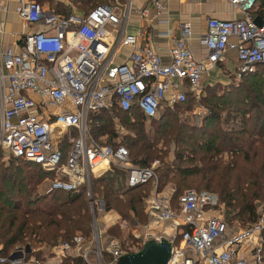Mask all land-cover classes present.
<instances>
[{"label":"built area","instance_id":"1","mask_svg":"<svg viewBox=\"0 0 264 264\" xmlns=\"http://www.w3.org/2000/svg\"><path fill=\"white\" fill-rule=\"evenodd\" d=\"M9 1L0 0V156L53 171L47 193L85 186L93 209L103 207L91 192V177L100 170L115 165L126 173L127 186L151 181L144 199L148 219L133 233L134 252L151 241L169 245L166 264H264L263 217L234 228L222 217L216 193L185 189L174 199L171 185L159 187L154 164H132L123 144L87 141L90 113L109 111L116 102L122 110L137 108L151 120L165 103L184 102L188 94L199 98L204 76L225 60L228 51L236 53L235 79L264 64V17L257 24L250 16L256 0H226L243 14L241 18H207L199 39L206 49L203 59L190 48L191 25L182 23L167 62L153 44L141 42L144 31L127 32L129 3H101L79 16L46 10L35 0H17L14 11L27 32H10L12 37L19 35L20 42L3 47L2 16ZM164 9L161 0H151L137 13L151 24L161 21ZM125 48L130 49L127 55ZM63 140L70 144L65 155ZM100 237L96 228L92 240L76 233L59 242L45 264H62L66 258L88 262L93 253L100 260L103 251L115 264L131 253L119 239L110 238L103 245ZM0 264L41 263L16 252L0 254Z\"/></svg>","mask_w":264,"mask_h":264},{"label":"trees","instance_id":"2","mask_svg":"<svg viewBox=\"0 0 264 264\" xmlns=\"http://www.w3.org/2000/svg\"><path fill=\"white\" fill-rule=\"evenodd\" d=\"M35 1L41 5L51 0ZM102 1L101 3L104 2ZM109 1L111 2L104 3L113 5L116 2L115 0ZM89 2L90 5L87 10L96 6V2L92 0H89ZM60 7L64 11L62 14L69 15L65 6L60 5ZM262 66L264 64L257 65L256 70L244 75L241 80L252 78ZM230 75L234 80V74ZM257 85L260 88L261 84L258 80L253 82L252 89L257 88ZM193 100L192 95L188 94L186 101L176 104L186 105ZM255 100L256 103L249 106V111H246V109L241 112L238 109L231 111L233 106L230 99L209 106V113L205 115L204 120L212 125L221 117L223 108L228 107L230 110L218 122L217 127L213 126L215 133L208 134L206 123L196 125L185 120L178 121V124H172V126L156 129L151 137L142 132L141 128L137 126L138 123H136L137 121L144 122L146 120L145 116L137 108L124 111L116 102L111 110L119 113L122 123L127 127L130 125L136 136L128 137L126 144L122 142L110 144L114 146L123 144L128 152L129 148L132 147L131 152H129L132 154V160L142 166H150L152 160L160 158L163 153L166 155L165 149L158 150L154 144L158 140H163L165 146L168 147L173 142L176 154L174 159L169 162L162 157V164L155 167L159 187L166 186L171 180H177L180 183L185 181L193 183V180H197L196 184L202 185L204 188H196V190L207 188L206 190L216 193L220 202L224 203L226 221L227 219L239 218L251 224L257 222L259 217L256 200L261 201L264 199V88L262 92L256 93ZM107 111L98 110L90 113L88 118L89 121L92 116L89 126L90 135L95 136L110 132V134L116 136L113 127L106 128L107 124L111 125L110 120L106 124V120L102 119L103 116L99 115V113ZM159 116L160 111L151 120L153 121ZM194 134L200 135L201 139L196 143H192L193 147L191 146L190 151L178 152L179 149L176 148V144L184 140V137L188 136L187 139H191ZM61 147L65 155L70 148V144L63 140ZM182 162H186L185 165ZM21 165L28 168L26 175L21 173L23 171ZM31 168L36 173L29 172ZM0 170L8 171L7 174H1L7 177L13 174H11V170H15L17 178L14 179V184L22 181L24 177V181L28 185L25 191L28 193L42 192L40 186L43 184V180L51 181L55 176L53 171H46L38 164L16 157H10L6 162L0 160ZM121 172L114 168L99 171V174L97 173L92 180L93 190L99 197L104 199L107 208L111 207L110 204L118 207L122 201L119 198L122 196L121 194L125 195L131 192V195L124 201L125 205L131 212L139 214L140 207L137 206L141 203L143 193H145L143 192L145 190L140 187L150 185L152 182L148 181L135 186H127L126 176L124 175L123 180ZM15 187L12 190H15ZM82 188L83 191L80 190ZM137 188H140V190L138 192L134 191ZM0 191H4V188ZM85 192L86 190L82 186L76 191L56 190L49 192L47 195L43 193V195H36L35 193L36 197H28L23 203L9 199L8 201L13 205L11 209H4V212L0 209V244L2 245L0 254L9 255L13 247L16 244L23 243L25 238L34 244H38L54 242L58 239L69 240L76 231H80L81 234L87 236L90 232V213ZM181 192L175 190L174 199ZM54 193H60L62 196L48 200V195ZM120 212L125 213L122 210ZM143 215L142 211L141 217ZM147 219L145 212V219L142 223ZM262 234L264 236V229ZM77 261L80 262V259Z\"/></svg>","mask_w":264,"mask_h":264},{"label":"rangeland","instance_id":"3","mask_svg":"<svg viewBox=\"0 0 264 264\" xmlns=\"http://www.w3.org/2000/svg\"><path fill=\"white\" fill-rule=\"evenodd\" d=\"M104 2H111L109 0H103ZM102 1V2H103ZM52 2V1H51ZM47 4V3H45ZM251 78V77H250ZM248 78L246 80H241V79H232L231 75L226 72V70H222L219 68L211 73V75L206 78L203 82L201 93L199 98L195 99L193 101H189L188 104L184 105H168V104H163L162 107L160 108V116L156 119L152 120H144V122H136L138 123L137 126L141 128V131L144 132L146 135L151 137L156 129H160L161 127L164 126H172V124H178V121H188L189 123H194L196 125H206L208 134L215 133L214 130V125L217 127V124L219 121H221L227 112H229V108H223L221 112V117L219 120H216V122L212 125L208 121H205L204 117L207 113H209V106H214L216 104L222 103L221 101L225 99H230L231 104H232V109L231 111L238 109L240 112L246 109V111H249V106L251 104L256 103L255 100V95L256 93L262 92V89L264 88V66L260 67L258 69V72L256 75H254L251 79ZM258 80L260 85H257V88L252 89L253 87V82ZM256 86V85H255ZM260 89V90H258ZM236 92V93H235ZM191 95V94H190ZM228 104V103H227ZM245 111V110H244ZM99 115L103 116L102 119L106 120V124L108 123V120H110L111 125L107 124L106 128L109 129V127H113L114 131L116 132V136H113L112 134L109 133H102L100 135H90L89 129H90V123H91V118L87 123V141L89 143H113V142H122L126 144V141L128 137H135L136 135L134 134L135 131L131 129V126L129 125L128 127L122 123L120 120L121 117L118 112H114V110H109L107 112H101ZM105 125V124H104ZM107 130V129H106ZM108 131V130H107ZM197 133V132H196ZM71 135L70 133H67V137ZM189 135V134H188ZM64 136V137H66ZM188 137V136H187ZM187 137H184V140H181L179 143L176 144V148L179 149L178 152L183 151H190L191 146L193 147V142L196 143L201 139L200 135L194 134V136L191 139H187ZM188 141V142H187ZM171 143V142H170ZM173 143V142H172ZM170 144L171 146L166 147L163 142V140H158L156 144H154L155 148L158 150L165 149L166 155H160V158L154 159L150 162V165L154 164L155 167L161 165V160L162 157L166 161H172L174 159L175 154V146L173 144ZM196 146V145H195ZM129 148V147H128ZM169 149V150H166ZM183 149V150H182ZM132 147L129 148V152H131ZM129 160L132 164L136 165H141L138 162H134L132 160V154L129 153ZM183 165H185L186 162H182ZM23 166V167H22ZM23 168V171L21 173H25V175L28 173L27 167L24 165H21ZM110 168L118 169V171H121L118 167L115 165H111ZM34 169L31 168L29 172L33 171ZM9 173L8 171H1L0 170V190L4 188V191H0L2 194L0 196V209L1 211L4 212L5 210L11 209L12 203L9 202L8 200L11 199L12 201H25L32 197H36V195H47L48 193L45 192L43 184L40 186L42 192L40 193L31 192L28 193L25 190H27L28 185L24 181V177L22 181H18L16 184H14V179L17 178V172L15 170H11V176L7 177L5 175L1 174H7ZM33 173H36L33 171ZM99 174V173H98ZM121 174L123 175V180H124V175L125 172L122 171ZM94 176L91 177V192H92V197L95 200L99 201V204H101V208H92L91 207V201L87 196L88 200V206H89V213H90V232L87 236H84L81 234L80 231H76V233H79L83 235L86 239H93L94 233H95V228L100 231L101 237H100V244H103L106 240L110 238H117L119 239L124 247H128L129 252H134L135 247H131L132 244H134L135 239L133 238V233H135L138 228L139 224L143 222L145 219V202L144 199L147 196L148 193H150L152 189V183L141 186L140 188H143L145 191L144 196L141 200V203L138 204L139 209V214H135L131 212L127 205H125V200L131 195V192L128 194H121L119 198L122 200L119 203L118 207H114L112 204H110V208H107V205L105 204V201L103 198L99 197L94 190L92 186V180ZM51 178V177H50ZM191 179V178H190ZM194 179V178H192ZM196 179V178H195ZM187 181H192V180H187ZM197 180H193V183H187L186 181L184 183H180L177 180H171L169 181L166 185H171L174 188V191L176 190L177 192H181L182 190L185 189H196V188H204L202 185H197ZM125 184V183H124ZM180 184V185H179ZM12 185V186H11ZM15 187V190H12ZM85 188V186H83ZM24 188V189H22ZM125 188V186H124ZM123 188V189H124ZM140 188H137L134 191H139ZM207 189V188H205ZM83 191V188L80 189ZM86 190V188H85ZM127 190V189H126ZM124 190V191H126ZM133 191V190H132ZM133 191V192H134ZM26 192V193H25ZM43 193V194H42ZM54 195V196H53ZM48 200L53 199V197H59L62 196L60 193H54V194H49L48 195ZM61 199V197H60ZM222 203V217L225 219L224 212V203ZM256 205H257V211L259 213V217L257 221H260V217H263L264 219V199L259 201L256 200ZM124 211L125 213L123 214L120 211ZM142 211L144 213L143 217L142 216ZM143 218V219H142ZM147 222V220L145 221ZM227 222L230 224V226L234 228H244L247 225H249V222L243 221L242 219H227ZM63 240H55L54 242H47V243H38L34 244L33 242L28 241V239H24L23 243L16 244L12 251L9 252L11 253H16L18 252L19 254L25 256H34L37 260L40 261L41 264H45V260L53 254V250L55 246ZM96 242H94V245L92 246L93 249H96ZM79 258H66L62 264H110V255L107 251H103L102 258L99 260L97 256L93 253L92 255L89 256V261H84L80 258V262H78ZM121 262H123V259L121 258Z\"/></svg>","mask_w":264,"mask_h":264},{"label":"crops","instance_id":"4","mask_svg":"<svg viewBox=\"0 0 264 264\" xmlns=\"http://www.w3.org/2000/svg\"><path fill=\"white\" fill-rule=\"evenodd\" d=\"M52 1V2H51ZM42 3L41 5L49 11L56 13H63L60 5L65 6L67 13H73L75 15L83 16L89 10V0H51ZM97 4H101V0H92ZM115 4L130 5V17L129 24L127 26V32L136 34L140 30L142 33L141 42L153 44L156 51L161 56L164 62L169 60V47L174 38H177L181 34L180 25L184 22L191 25V38L188 40L190 48L194 55L198 59H203L206 55L205 47L200 43L199 39L206 29V20L210 17L219 19H235L243 17L242 13L234 10L226 0H161L164 3L165 9L161 16V21L155 20L151 24L144 23L138 16L137 10L141 7L148 5L151 0H115ZM17 0L9 1V8L6 13L3 14V47L11 43H19L20 36H10V32H21L27 29L22 28L21 19L14 11V7ZM47 3V4H45ZM104 3V2H103ZM250 16L254 20H261L264 16V0H256L254 9L250 12ZM167 31L168 35H164L163 32ZM27 32V31H26ZM129 48H125L124 53L127 55ZM237 65V57L235 51H228L225 55V60L220 61L217 67L206 74L203 78V82L208 78L211 73L219 70H226L229 74H234ZM11 156H0V160L8 161ZM7 164V163H6ZM110 168V167H109ZM108 169V168H107ZM105 170V169H103ZM102 171V170H100ZM99 173L96 172L95 175ZM94 176V175H93ZM126 176V173H125ZM46 182V185H45ZM49 181L43 180L44 189L47 188ZM107 241V240H106ZM106 241L103 245L106 244ZM2 245L0 244V250Z\"/></svg>","mask_w":264,"mask_h":264},{"label":"water","instance_id":"5","mask_svg":"<svg viewBox=\"0 0 264 264\" xmlns=\"http://www.w3.org/2000/svg\"><path fill=\"white\" fill-rule=\"evenodd\" d=\"M260 24L261 20H255ZM170 256V247L166 243L148 242L143 249L121 255L115 264H166ZM121 258L123 262H121Z\"/></svg>","mask_w":264,"mask_h":264}]
</instances>
